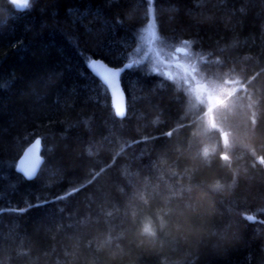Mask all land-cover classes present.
I'll return each mask as SVG.
<instances>
[{
  "label": "trees",
  "instance_id": "16d2710c",
  "mask_svg": "<svg viewBox=\"0 0 264 264\" xmlns=\"http://www.w3.org/2000/svg\"><path fill=\"white\" fill-rule=\"evenodd\" d=\"M25 3L0 0V264H264V0ZM150 17L174 69H128L121 118L86 60L130 62Z\"/></svg>",
  "mask_w": 264,
  "mask_h": 264
},
{
  "label": "rangeland",
  "instance_id": "374dc122",
  "mask_svg": "<svg viewBox=\"0 0 264 264\" xmlns=\"http://www.w3.org/2000/svg\"><path fill=\"white\" fill-rule=\"evenodd\" d=\"M141 37L143 39H141ZM162 51H163V48L160 45V36H159L157 22L153 17H150L149 21L142 29L139 45L137 46L135 53L132 55L131 61L144 62V61L151 60L152 62H155L156 70L163 68V69H166L168 72H171V70L173 71L174 69V66L172 63H175V61L174 59H172L171 56H169V54L167 55L166 53H163ZM187 55H189V53L186 54V56ZM177 62H178V65L182 63V65L179 66L180 68L189 67V64H187L188 62L186 61L185 57L180 56ZM179 67L178 69H180ZM175 76L178 79L186 83L191 82L186 72L182 70H179V72L176 73ZM199 87H200L199 90H194V94L198 98H202V99L205 98L206 104L208 105L210 109H212V107L218 101L220 96H213V94L216 92H215V89L211 86L209 87L204 86L202 88V86L199 85ZM191 89H193L192 86H191Z\"/></svg>",
  "mask_w": 264,
  "mask_h": 264
},
{
  "label": "snow or ice",
  "instance_id": "6c2138e0",
  "mask_svg": "<svg viewBox=\"0 0 264 264\" xmlns=\"http://www.w3.org/2000/svg\"><path fill=\"white\" fill-rule=\"evenodd\" d=\"M13 4L17 7H26L27 4L19 5L17 4V0H12ZM154 3V0H151ZM141 39H143L141 37ZM189 44L191 42H188ZM142 61H130L125 64L123 67L113 68L108 66L101 60H94L92 58H88L86 60V65L88 69L91 71L93 76H95L100 84L105 88L106 91H110V94L113 98V107L115 108V114L119 117H123L125 114L124 107L121 103H118L117 100L122 98L123 92L120 86V77L123 72L132 68L135 64H140ZM154 71V69H152ZM120 109L119 111L117 109ZM39 144V140L36 141L24 154V157L19 161V164L16 166L18 172H21L24 177L27 179H32L36 170L40 164L39 158L35 155V151L37 145ZM24 211V209H21Z\"/></svg>",
  "mask_w": 264,
  "mask_h": 264
},
{
  "label": "water",
  "instance_id": "95a60500",
  "mask_svg": "<svg viewBox=\"0 0 264 264\" xmlns=\"http://www.w3.org/2000/svg\"><path fill=\"white\" fill-rule=\"evenodd\" d=\"M17 4H19V5H24L25 4V0H17ZM19 8H22V7H19ZM92 59H94V60H101V61H103L104 63H106L108 66H110V67H113V68H119V67H123L125 64H127V63H129V62H125L123 65H121V66H114V65H111V64H109L107 61H105L103 58H92ZM127 71V70H126ZM125 71V72H126ZM125 72H123L122 74H121V77H120V86H121V89H122V92H123V96H122V98H120V99H118L117 100V102L118 103H121L122 105H123V107H124V111H125V114H124V116L123 117H121V118H124V117H126V115H127V111H128V103H127V94H126V92H125V90H124V87H123V84H122V75L125 73ZM109 93H110V91H109ZM110 96H111V94H110ZM111 101H112V105H113V98H112V96H111ZM118 111L120 110L119 108L117 109ZM37 140H39V144L37 145V148H36V151H35V155L39 158V160H40V164H39V166H38V168H37V170H36V174H35V176L32 178V179H34L37 175H38V173L40 172V170H41V168H42V166H43V164H44V161H45V157H44V154H43V149H44V145H43V140H42V138L41 137H37L36 139H34L28 146H27V148L24 150V152L22 153V155L20 156V158H19V161L24 157V154H25V152L30 148V147H32V145L34 144V143H36V141ZM18 164H19V162H18ZM21 173V172H20ZM22 174V173H21ZM23 175V174H22ZM24 176V175H23ZM26 178V177H25Z\"/></svg>",
  "mask_w": 264,
  "mask_h": 264
},
{
  "label": "clouds",
  "instance_id": "9594fccd",
  "mask_svg": "<svg viewBox=\"0 0 264 264\" xmlns=\"http://www.w3.org/2000/svg\"><path fill=\"white\" fill-rule=\"evenodd\" d=\"M226 155V154H225Z\"/></svg>",
  "mask_w": 264,
  "mask_h": 264
}]
</instances>
